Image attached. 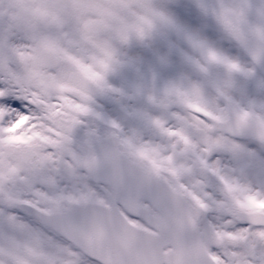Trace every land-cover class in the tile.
<instances>
[{"label":"snow or ice","instance_id":"snow-or-ice-1","mask_svg":"<svg viewBox=\"0 0 264 264\" xmlns=\"http://www.w3.org/2000/svg\"><path fill=\"white\" fill-rule=\"evenodd\" d=\"M0 264H264V0H0Z\"/></svg>","mask_w":264,"mask_h":264}]
</instances>
